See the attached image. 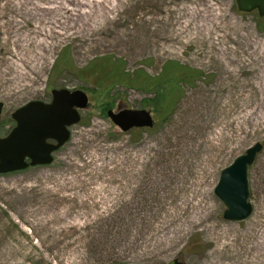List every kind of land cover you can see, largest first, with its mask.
Returning <instances> with one entry per match:
<instances>
[{
  "label": "rangeland",
  "instance_id": "374dc122",
  "mask_svg": "<svg viewBox=\"0 0 264 264\" xmlns=\"http://www.w3.org/2000/svg\"><path fill=\"white\" fill-rule=\"evenodd\" d=\"M10 1L0 0V137L14 127L13 112L49 101L54 89L82 90L90 105L53 164L0 175V264H264L255 247L264 229V94L255 85L264 75V18L241 12L237 0H113L121 11L103 35L111 37L79 46L73 30L56 34L43 69L26 79L8 68L18 15L4 9ZM193 7L222 19L199 36L188 27ZM220 48L229 63L211 59ZM176 65L182 70L168 71ZM186 74L196 79L179 84ZM129 76L166 91L173 111L155 112L157 92L138 80L130 87ZM118 108L148 110L155 125L120 132L107 118ZM257 143L252 214L226 220L215 193L221 173ZM205 207L206 222L185 231Z\"/></svg>",
  "mask_w": 264,
  "mask_h": 264
},
{
  "label": "water",
  "instance_id": "95a60500",
  "mask_svg": "<svg viewBox=\"0 0 264 264\" xmlns=\"http://www.w3.org/2000/svg\"><path fill=\"white\" fill-rule=\"evenodd\" d=\"M237 6L244 13L257 10L264 18V0H237ZM88 105L89 97L82 90L54 89L50 103L35 100L17 109L12 115L15 127L0 138V175L53 164L54 154L69 142V129L81 122L80 111ZM2 112L0 103V120ZM107 115L124 133L155 124L152 113L145 109L109 110ZM262 149L257 143L222 171L215 193L226 207L224 219L241 222L251 216L248 170ZM168 264L186 263L173 260Z\"/></svg>",
  "mask_w": 264,
  "mask_h": 264
},
{
  "label": "bare ground",
  "instance_id": "6f19581e",
  "mask_svg": "<svg viewBox=\"0 0 264 264\" xmlns=\"http://www.w3.org/2000/svg\"><path fill=\"white\" fill-rule=\"evenodd\" d=\"M7 6H11L14 12L18 13L17 17L11 19L14 25L12 43L15 51L8 68L14 69L18 76L26 79L30 74L38 73L43 69L45 55L57 39L56 34L65 36L68 30H73L74 34L78 35L79 46L88 42L103 43V37H111L114 33L111 31L103 36L106 34V29L118 24L121 11L120 3L114 4L113 0H13L6 2L4 9ZM188 13V27L197 31L199 36L206 35L207 31L222 19L221 15L199 7L190 8ZM24 21L32 22L31 31L26 30ZM220 50L211 59L229 63L224 50L222 48ZM258 60L254 58V61ZM254 61L250 60L249 64L253 65ZM255 85L264 94V75L255 82ZM262 103L264 104V96ZM250 118L253 121L258 119L255 110ZM209 209L210 207H205L190 216L185 231L190 230L192 225L206 222L211 214ZM231 233L230 229H225L221 232V236L227 239ZM258 233L260 237L255 247L260 252H264V229H259ZM172 236L177 238V232L175 231ZM236 237L238 238L237 234ZM234 245L233 241L227 244L229 248Z\"/></svg>",
  "mask_w": 264,
  "mask_h": 264
},
{
  "label": "trees",
  "instance_id": "16d2710c",
  "mask_svg": "<svg viewBox=\"0 0 264 264\" xmlns=\"http://www.w3.org/2000/svg\"><path fill=\"white\" fill-rule=\"evenodd\" d=\"M179 66V65H178ZM178 66L176 65V66H169L168 68V71H170L171 70V68H175V69H177V70H182L181 68H178ZM180 67V66H179ZM167 71V72H168ZM190 73H195L196 75H197V73L196 72H191L190 71ZM196 75H188V74H186L184 77H181L180 79L178 78L177 79V81L179 82V84H181L182 85V83H184V84H189V83H192L195 79H196ZM131 79H130V87H133L132 85H131V83L132 82H135V81H139V88H143V90L145 91V86H146V90L147 91H149V92H152L153 90L152 89H150L149 88V86H150V83H149V86L147 85V81H145V83H143V81H140V79H136L134 76H129ZM178 82H176V84H178ZM134 88V87H133ZM157 88H158V86H157V84L154 86V89H156V90H154L153 92L155 93V92H157V93H155L154 94V96L155 97H157V100H155V104L156 105H150L152 108H153V110L155 111V112H158V113H161V114H163V115H168L171 111H173V106H174V103H172V105H170V106H168V107H166L165 106V103H166V98H167V96H165V92L166 91H164V92H162L161 90H158L157 91ZM161 88V87H160ZM173 94V93H172ZM177 95H179V92H177L176 93ZM168 98H169V96H168ZM2 126H3V121L1 120V122H0V130H1V128H2ZM22 172V171H21Z\"/></svg>",
  "mask_w": 264,
  "mask_h": 264
},
{
  "label": "flooded vegetation",
  "instance_id": "af4514ba",
  "mask_svg": "<svg viewBox=\"0 0 264 264\" xmlns=\"http://www.w3.org/2000/svg\"><path fill=\"white\" fill-rule=\"evenodd\" d=\"M50 100H51V97H50Z\"/></svg>",
  "mask_w": 264,
  "mask_h": 264
}]
</instances>
